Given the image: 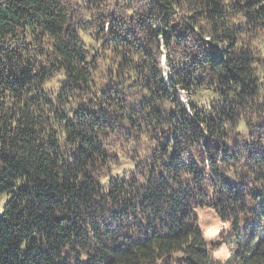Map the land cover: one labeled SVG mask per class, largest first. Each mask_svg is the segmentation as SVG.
I'll return each mask as SVG.
<instances>
[{
    "label": "trees",
    "instance_id": "obj_1",
    "mask_svg": "<svg viewBox=\"0 0 264 264\" xmlns=\"http://www.w3.org/2000/svg\"><path fill=\"white\" fill-rule=\"evenodd\" d=\"M263 30L264 0H0V264H264V187L218 167L246 155L264 179L263 156L224 147L237 110H256ZM178 89L224 102L188 113ZM138 136L145 172L121 149ZM207 206L233 219L225 262Z\"/></svg>",
    "mask_w": 264,
    "mask_h": 264
},
{
    "label": "rangeland",
    "instance_id": "obj_2",
    "mask_svg": "<svg viewBox=\"0 0 264 264\" xmlns=\"http://www.w3.org/2000/svg\"><path fill=\"white\" fill-rule=\"evenodd\" d=\"M118 1V0H116ZM139 1V0H137ZM244 24V23H243ZM86 40H91L89 38H86ZM207 40V39H206ZM250 44L251 47L254 48L255 56L259 63H257V67L259 69V79L258 81L260 84H262V91L259 93L256 100V105H254V109L250 108H240L237 110V118L238 120L241 119L240 123H238L234 128L233 125H230L226 128V134H229V140H226L224 143L227 146L228 149L233 150V155H237L239 152L238 150L243 153L247 154L246 150H255V152H258L261 156L264 157V30L263 32H259L257 36L252 34L250 36ZM91 42V41H90ZM100 46V45H99ZM209 46L210 50H219V46H216L214 44H208L205 45ZM191 48H195L193 44L190 45ZM251 48V49H252ZM159 56L161 57V67L163 69V73L165 76L169 77L170 75V67L167 62V56L164 51V49H161V52L159 53ZM109 63L105 62L103 64V69L108 65ZM209 75V74H208ZM58 86V85H57ZM56 86V87H57ZM171 97L173 99H177L179 103L182 105V107L188 112L191 113L192 107H197V109H202L207 111L206 108L209 107L210 104L214 103H222L224 102L222 97H216V96H210L208 99L203 94L196 93L195 95L189 94L188 92L178 89L173 90L171 93ZM208 106V107H207ZM150 138H140L139 136L135 138V141L132 143H128V145L121 146V149L124 151V158L129 164L131 163H137L139 170L142 167L143 171H146V166H141L143 164L149 165L150 164ZM123 143V141H122ZM237 152V153H236ZM199 154L198 152H184L183 158L184 159H193ZM232 160V159H231ZM196 162H203V160L195 159ZM247 157L244 155V157L240 158L239 162L241 164V167L229 165L220 163L218 164V167L220 171L223 174V177H226V179L231 180V174L230 171H233V169L236 170L237 175L242 174V183L240 182V186L244 185L247 186V182H249V186L252 188H260L264 187V179L261 180H253V177L249 178L247 177L248 174L245 173L244 167L246 168L245 163H247ZM188 163V160L186 161ZM206 166L208 167L207 171H211V168L209 170V164L206 162ZM135 167L133 165H127L125 168L128 170V168H131V170L135 171ZM264 169V167H263ZM124 172L123 169H119L118 173L120 175H129L130 171ZM148 171V169H147ZM249 172V171H248ZM143 177V176H142ZM141 177V178H142ZM204 182L203 184H207V194L212 198L214 194L218 191V184L214 180L211 175H203ZM249 179V180H247ZM257 181V182H256ZM7 200V197H3L0 200V216L3 213V205L5 204ZM198 213V220L201 225V229L203 231V237L208 245V247L211 249L212 254L215 258L221 259L223 262L227 261L231 258L232 249L231 245L227 243V241L230 238L231 232H233V219L229 217L227 214L222 215L218 209H215L214 207L207 206L204 209H200L197 211Z\"/></svg>",
    "mask_w": 264,
    "mask_h": 264
}]
</instances>
